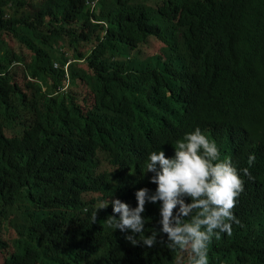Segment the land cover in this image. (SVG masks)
Instances as JSON below:
<instances>
[{
	"label": "trees",
	"instance_id": "16d2710c",
	"mask_svg": "<svg viewBox=\"0 0 264 264\" xmlns=\"http://www.w3.org/2000/svg\"><path fill=\"white\" fill-rule=\"evenodd\" d=\"M196 126L255 156L208 264H264V0H0V264H187L105 221Z\"/></svg>",
	"mask_w": 264,
	"mask_h": 264
},
{
	"label": "clouds",
	"instance_id": "9594fccd",
	"mask_svg": "<svg viewBox=\"0 0 264 264\" xmlns=\"http://www.w3.org/2000/svg\"><path fill=\"white\" fill-rule=\"evenodd\" d=\"M174 145L171 156H165L160 148L147 154L144 173H151L148 180L155 188L151 192L146 187L137 189L134 207L118 198L111 199L112 215L105 222L111 229L127 233L124 239L130 245L139 243L150 248L159 241L158 235L164 234L169 249L187 251V264H208L211 240L219 239L221 234L230 235L232 224L239 223L232 209L244 190L240 173L251 178L248 167L255 156L249 153L248 167L238 171L229 157L220 158L215 140L198 126L176 139ZM146 202H159V228L142 235ZM108 206L109 199L101 200L93 220L98 209Z\"/></svg>",
	"mask_w": 264,
	"mask_h": 264
},
{
	"label": "rangeland",
	"instance_id": "374dc122",
	"mask_svg": "<svg viewBox=\"0 0 264 264\" xmlns=\"http://www.w3.org/2000/svg\"><path fill=\"white\" fill-rule=\"evenodd\" d=\"M22 52L27 56V54H26L27 51L26 50L23 49ZM142 53H146V52L143 50ZM27 57L30 58L29 56H27Z\"/></svg>",
	"mask_w": 264,
	"mask_h": 264
}]
</instances>
